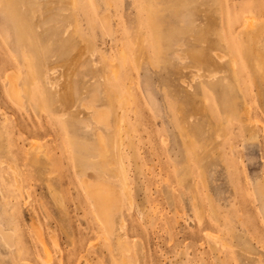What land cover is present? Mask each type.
<instances>
[{
  "label": "rangeland",
  "instance_id": "374dc122",
  "mask_svg": "<svg viewBox=\"0 0 264 264\" xmlns=\"http://www.w3.org/2000/svg\"><path fill=\"white\" fill-rule=\"evenodd\" d=\"M75 1L0 0V264H264V0Z\"/></svg>",
  "mask_w": 264,
  "mask_h": 264
},
{
  "label": "bare ground",
  "instance_id": "6f19581e",
  "mask_svg": "<svg viewBox=\"0 0 264 264\" xmlns=\"http://www.w3.org/2000/svg\"><path fill=\"white\" fill-rule=\"evenodd\" d=\"M72 2H76L75 0H72ZM74 4V3H73ZM72 4V5H73ZM149 18V17H148ZM251 18H249V19H247V20H250ZM253 20H254V18H252ZM253 20H251V21H247L249 24L247 25V31L248 32H251V34H252V40L254 41L255 39H256V37H257V35H258V32H256V27H255V29H254V26H255V22H258V21H256L255 20V22L253 21ZM244 28H245V26H244ZM153 30L155 31L154 32V34H156V30H155V28H153ZM184 31V28L183 29H178V30H176V34H177V36H174L173 38H172V41H173V44H181V43H183L184 44V38H183V34H182V32ZM185 31H187V28H185ZM249 35V34H248ZM247 35V36H248ZM177 37H180L179 39L177 38ZM183 38V39H182ZM249 38V37H248ZM202 42H204L203 40H202ZM185 45V44H184ZM180 50V54H182L181 53V48L179 49ZM184 51V50H183ZM179 55V54H178ZM182 56H184V55H181V56H178L179 57V59L180 60H182L183 59V57ZM203 56V55H202ZM203 60H202V57L200 58V63L202 62ZM232 64H235V62L233 61H230V65H232ZM234 66V65H233ZM198 67H200V65H198ZM201 68V67H200ZM211 74V73H210ZM208 77V76H207ZM213 80V79H212ZM18 81V80H17ZM210 81V80H209ZM9 85V91H10V93L11 94H17V88L18 87H16V85H15V83H13V81L10 79L9 80V83H8ZM7 90H8V88H7ZM98 90V89H97ZM97 99V98H96ZM107 114V113H106ZM118 131V130H117ZM122 131V130H121ZM119 132V131H118ZM121 133V132H120ZM117 135V134H116ZM120 135V134H119ZM115 138V137H114ZM118 138V137H117ZM100 139H101V137H100ZM103 139V138H102ZM119 139V138H118ZM103 143H105L104 141H103ZM100 144H102L101 142H100ZM115 144V143H114ZM117 146V145H116ZM112 147V146H111ZM114 147V146H113ZM118 155V154H117ZM119 159V158H118ZM120 164V163H119ZM122 173V172H121ZM124 178V177H123ZM93 183H91V182H89V181H87L86 183H84L83 185H84V188L87 190V192H88V194H89V196H90V198H91V200H94L93 201V203L94 202H96V204L97 205H95V207L96 206H99V207H101L102 206V203L104 202L105 203V201H103V199H105L106 198V196H105V192L104 193H102V191H100L101 189H100V183L98 182V184H99V186L98 187H96L97 186V184H96V186H95V184H94V186L92 185ZM105 186V185H104ZM104 186H101V187H104ZM106 189H108L107 188V186L105 187ZM129 189V188H128ZM85 190V191H86ZM109 190V189H108ZM107 190V191H108ZM104 191V190H103ZM113 197H114V195H113ZM107 200V202H108V199H106ZM109 202L111 203V199H109ZM113 202V201H112ZM115 203V202H114ZM117 203V202H116ZM108 206H106V207H110L111 205H109L108 203H106ZM118 204V203H117ZM115 206H118V205H114V209H115ZM112 207H110L111 209H112ZM107 208V209H108ZM98 209V208H97ZM99 209H102V208H99ZM111 209H109V210H111ZM114 209H112V211H110V212H114L113 210ZM109 210H107V211H109ZM116 211V210H115ZM110 212H108V213H106V214H109ZM104 213V212H103ZM111 215H112V213H111ZM108 217H110V215H107ZM106 217V216H105ZM108 219V218H107ZM111 219V218H110ZM109 220V219H108ZM109 221H112V219L111 220H109ZM112 223V222H111ZM108 225H110V224H108ZM107 225V226H108ZM107 230V229H106ZM5 237V236H4Z\"/></svg>",
  "mask_w": 264,
  "mask_h": 264
}]
</instances>
